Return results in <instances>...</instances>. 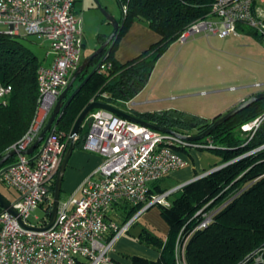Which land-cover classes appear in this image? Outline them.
<instances>
[{
    "label": "built area",
    "instance_id": "obj_1",
    "mask_svg": "<svg viewBox=\"0 0 264 264\" xmlns=\"http://www.w3.org/2000/svg\"><path fill=\"white\" fill-rule=\"evenodd\" d=\"M77 1L0 0V34L36 38L49 45L48 55L53 57L51 66H42L39 70L37 114L29 132L13 147L17 160L0 175V182L18 195L12 203L18 216L0 210V264H132L113 258L116 243L150 207L171 206L169 198L179 189L153 194L151 185L187 167L188 161L181 149L214 147L211 140L194 145L185 137L96 109L89 117L91 123L84 150L100 155L101 164L75 193L60 200L56 221L50 229L37 231L22 227L18 217L32 227H45L50 220L43 211L42 218L34 216L41 224L30 222L33 214L51 200L49 190L66 151L67 135L57 132L54 126L34 158L25 152L39 138L61 92L82 64L83 33L78 27ZM129 1L119 0L124 15ZM238 25L255 30L264 42V0H215L211 16L193 23L179 40L186 43L198 34L225 38L237 34ZM110 67L102 65L101 68ZM11 92L10 85L0 83V104H7ZM263 122L264 115L243 125L242 130L252 138ZM240 193L221 207L201 209L187 222L176 246L177 264H187L185 246L190 236L207 228L214 216ZM138 205H143L142 209L122 223L124 208ZM187 230L189 233L185 236ZM256 260L263 262L261 255Z\"/></svg>",
    "mask_w": 264,
    "mask_h": 264
},
{
    "label": "trees",
    "instance_id": "obj_2",
    "mask_svg": "<svg viewBox=\"0 0 264 264\" xmlns=\"http://www.w3.org/2000/svg\"><path fill=\"white\" fill-rule=\"evenodd\" d=\"M214 2L215 0L128 2L127 13L123 14L125 21L119 27L115 38L77 77L66 98L67 100L106 57L55 125L57 132L67 135L66 151L70 144L69 136L81 112L93 101H102L126 110L125 103L133 100L145 89L158 61L179 40L182 33L196 21L211 16ZM135 22L146 24L158 33L161 39L137 57L120 63L115 54L121 39ZM239 32L261 39L255 30L243 25H238ZM27 39L30 38L0 34V83L12 87L7 104H0V160L11 153L13 147L29 132L37 114L40 97L39 70L45 66V61L41 60L27 44ZM99 42L103 46L107 38L100 35ZM102 65L111 67L103 70ZM103 94H107L108 97L103 98ZM131 114L143 121L174 130L177 127L192 129L174 122L169 117V111L144 113L132 111ZM263 115L264 99L249 105L217 127L208 137L199 141L189 139L194 145L206 143L208 140L213 142L214 147L207 149L218 153L222 158L215 167L232 163L184 186L179 190L180 194L172 201L171 206L154 205L159 207L160 215L168 226V233L163 238L149 228L143 227L138 234V240L157 249L160 255L156 260L134 255L130 258L132 264H177L176 246L187 222L207 206V210L221 207L238 192L241 193L214 216L213 222L207 228L190 236L185 246L186 262L264 264V148L257 150L264 145V122L252 138L242 130L243 125ZM213 120L193 116V121L197 124L195 128L197 132L194 134L206 131ZM89 129L90 123L86 121L77 137L75 150H84ZM181 151L188 153L186 149ZM34 156L35 152L31 157ZM16 160L17 155L10 157L3 167L14 164ZM54 188L55 181L50 186V196H53ZM164 192L158 185L151 190L153 194ZM142 207L143 205L124 208L120 221L128 222ZM51 210L52 200L49 199L42 205V211L50 218ZM188 233L189 230L184 235ZM258 251L260 253H257ZM260 255L263 262L256 260Z\"/></svg>",
    "mask_w": 264,
    "mask_h": 264
},
{
    "label": "rangeland",
    "instance_id": "obj_3",
    "mask_svg": "<svg viewBox=\"0 0 264 264\" xmlns=\"http://www.w3.org/2000/svg\"><path fill=\"white\" fill-rule=\"evenodd\" d=\"M98 1L103 9L98 7L96 0H78L75 6L78 27L83 33L82 60L92 56L102 47L99 42L100 35L108 40L113 34L114 26L111 18L119 22L123 19L119 0ZM4 28L1 27L2 30ZM26 42L41 60H48L46 59L49 49L47 43L36 38L27 39ZM153 72L149 84L134 98L136 103L148 104L134 106L135 112L142 109L162 112L163 110L157 109L171 106L174 107L173 111H177L178 108L179 112L185 115L212 120L220 114L227 113L242 101L264 91V42L254 35L242 32L225 38L198 34L186 43L176 41ZM256 84H260V87H255ZM125 109L132 113L128 108ZM176 130L182 133L197 132L196 129L180 127ZM188 152L194 157L189 156L188 167L151 185L152 188L158 185L164 191L179 188L169 198L170 203L178 197L179 190L182 189L181 179L176 178L178 175L186 177L187 172H195L193 167L198 170L196 172L198 176L202 175L216 168L214 166L222 160L221 155L208 149L188 150ZM0 191L5 196H10L7 187L1 182ZM34 216L42 218L44 212L37 210L30 220L33 224H41L34 219ZM143 227L165 238L166 223L160 215L158 206L143 214L125 238L138 245L143 244L138 240V234ZM143 246L157 256L159 252L157 249L146 244Z\"/></svg>",
    "mask_w": 264,
    "mask_h": 264
},
{
    "label": "water",
    "instance_id": "obj_4",
    "mask_svg": "<svg viewBox=\"0 0 264 264\" xmlns=\"http://www.w3.org/2000/svg\"><path fill=\"white\" fill-rule=\"evenodd\" d=\"M96 2L98 3V7L103 9L102 6L100 5L99 1L96 0ZM125 21V18L123 17L122 21L119 22L113 18H111V23L114 26V32L113 34L109 37V39L107 40L106 44L103 45L96 53H94L92 56L86 58L85 60H83L82 64L80 65L79 69L76 71V73L74 74L72 80L69 82V84L67 85V87L61 92L57 104L54 107L52 114L48 120V123L46 124V126L44 127L43 131L41 132L39 138L36 140V142L28 149L27 152H25V154L27 155H32L34 153V151L40 147L41 144H45L48 137L50 136L53 127L57 124L61 114L65 111V109L68 107V105L70 104V102L73 100V98L76 96V94L81 90V88L84 86V84L91 78V76L98 70V68L100 67V65L103 63V61L105 60V58L100 62V64L88 75V77L85 79V81L71 94V96L66 100L72 86L74 85L75 80L77 79V77L85 70L87 69L90 64L91 61L93 60V58L98 55L100 52H102L111 42L112 40L115 38L119 27H121L123 25ZM264 99V91L263 92H259L255 95H253L251 98L242 101L241 103H239L237 106H235L234 108H232L230 111H228L225 114H220L218 116H216L213 120V123L211 124V126L204 131L203 133L200 134H194L192 136H185L182 135L180 133H178L176 130L171 129V128H167V127H163V126H159L157 124H153L151 122H147V121H143L139 118H137L136 116L132 115L131 113H129L128 111L118 108L116 106H113L111 104L108 103H104L101 101H93L91 104H89L79 115V117L77 118L75 125L71 131V137H70V144H69V148L67 149V151L65 152L63 159H62V163L60 165L56 180H55V188H54V192H53V196H52V210H51V216H50V220L48 222V224L45 227H32L29 226L27 224L24 223V221L22 220L21 217H18V221L19 223L22 225V227L26 228V229H31V230H37V231H42V230H47L50 229L57 218V213H58V208H59V204H60V200H61V194H62V187H63V181H64V176L65 173L68 169L69 166V162L71 160V157L76 149V140L77 137L81 131V128L83 127L84 123L86 121H88L89 123H91V120L89 119L90 114L96 110V109H104L107 111H110L120 117H123L125 119H128L132 122H136L139 124H142L146 127L161 131L163 133H167V134H172V135H179L181 137H185L187 139H190L192 141H199L202 140L206 137H208L217 127H219L220 125H222L223 123L227 122L229 119H231L232 117H234L236 114H238L239 112H241L242 110H244L245 108H247L249 105L253 104L256 101L259 100H263ZM169 117L174 121L177 122L179 124H183V125H187L192 129H195L197 127V124L193 121V116L192 115H184L183 113L179 112V111H169ZM263 147H261L260 149H263ZM17 155V151L13 150L11 153H9L4 159L1 160L0 162V168L3 167V165L6 163V161L12 157ZM232 163V162H230ZM224 164L221 165L219 167H216L202 175L197 176L196 178H194L193 180L183 184L181 186V188H183L184 186H186L187 184L196 181L202 177H206L216 171L221 170L222 168L226 167L228 164ZM8 167H4L2 170H0V175L7 170ZM0 207L11 213L14 216H18L17 211L14 209L13 204L3 195V193L0 191Z\"/></svg>",
    "mask_w": 264,
    "mask_h": 264
},
{
    "label": "crops",
    "instance_id": "obj_5",
    "mask_svg": "<svg viewBox=\"0 0 264 264\" xmlns=\"http://www.w3.org/2000/svg\"><path fill=\"white\" fill-rule=\"evenodd\" d=\"M160 39H161V36L158 33H156L155 31H153L152 29H150L146 24L141 23V22H135L129 28V30L125 34V36L121 39V42H120L119 48L115 54V57L120 63H126L127 61H129V60L137 57L138 55H140L143 51L147 50L152 44L157 43ZM172 46H171V49H172ZM169 51H170V49H169ZM165 55H166V53L161 57V59H163V57ZM49 56L51 58H48ZM46 59H48V60L50 59V60L45 61L44 65L45 66H51L52 61H53V57L51 55H48V51H47V58ZM160 60L158 61V63L160 62ZM158 63H157V65H158ZM153 73H152V75H153ZM152 75H151V77H152ZM240 100H242V98ZM147 104L148 103H146V102L136 103V102H134V99H133L130 102H128L127 108L130 111H136V108H134V106H144ZM131 106H133V107H131ZM157 110L158 111L159 110L173 111L174 107L169 106V107H166L164 109H157ZM176 110L180 111V109H178V108ZM137 112L144 113V112H156V111L153 109H142V110H137ZM42 145L43 144H41L40 147L34 151L35 155H37L40 152ZM182 156L188 161V165H187V167H188L190 165L189 164L190 163L189 162V156L191 158H194V157L192 155H190L189 152L188 153L183 152ZM101 162H102V158L98 154L89 153L85 150H75L72 157H71L68 169H67L65 176H64L63 187H62L63 192H62L61 199H64L67 196L75 193L77 188L79 187V185L82 183V181L87 176L92 174L99 167ZM181 170H178L174 173H179V171H181ZM193 170L195 172H193V173L187 172L186 177H182L180 175H178L176 177L178 180L181 179L180 184L183 185V184L193 180L194 178H196V176H197L196 172L198 170L195 167H193ZM7 189L9 191L10 196L7 197L4 194L3 195L11 203L15 202L18 198L17 193L8 187H7ZM166 233H168L167 224H166ZM141 245H138V244L132 242V240H128L127 238H125V236H123L116 243L115 250L112 254L113 258L118 262H131L130 258H131V256H134V255L143 256V257H146V258L152 259V260H156L159 257V255H160L159 252L156 256L155 253L151 252L150 250H147L143 246V244H141Z\"/></svg>",
    "mask_w": 264,
    "mask_h": 264
}]
</instances>
